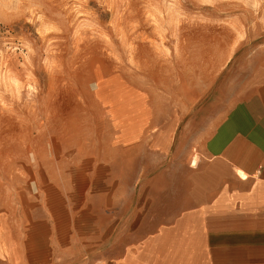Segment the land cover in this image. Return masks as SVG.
I'll use <instances>...</instances> for the list:
<instances>
[{
	"label": "rangeland",
	"instance_id": "1",
	"mask_svg": "<svg viewBox=\"0 0 264 264\" xmlns=\"http://www.w3.org/2000/svg\"><path fill=\"white\" fill-rule=\"evenodd\" d=\"M263 48L264 0H0L1 201L45 203L46 181L84 179L86 153L125 170Z\"/></svg>",
	"mask_w": 264,
	"mask_h": 264
},
{
	"label": "crops",
	"instance_id": "2",
	"mask_svg": "<svg viewBox=\"0 0 264 264\" xmlns=\"http://www.w3.org/2000/svg\"><path fill=\"white\" fill-rule=\"evenodd\" d=\"M248 68L125 170L86 153L84 179L46 181L45 203L0 199V264H264V48Z\"/></svg>",
	"mask_w": 264,
	"mask_h": 264
},
{
	"label": "bare ground",
	"instance_id": "3",
	"mask_svg": "<svg viewBox=\"0 0 264 264\" xmlns=\"http://www.w3.org/2000/svg\"><path fill=\"white\" fill-rule=\"evenodd\" d=\"M193 158V157H192ZM197 160V159H196ZM192 163V162H191ZM194 164V163H193Z\"/></svg>",
	"mask_w": 264,
	"mask_h": 264
}]
</instances>
